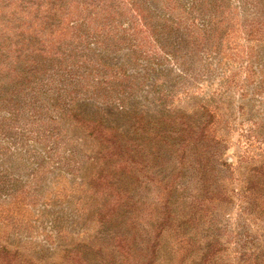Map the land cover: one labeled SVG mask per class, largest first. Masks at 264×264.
Returning <instances> with one entry per match:
<instances>
[{
  "label": "rangeland",
  "instance_id": "obj_1",
  "mask_svg": "<svg viewBox=\"0 0 264 264\" xmlns=\"http://www.w3.org/2000/svg\"><path fill=\"white\" fill-rule=\"evenodd\" d=\"M96 1L0 0V264H71L77 249L123 264L114 235L145 239L164 196L150 176L175 173L176 133L203 107L226 138L220 186L233 196L164 236L159 259L201 264L198 249L221 239L233 249L244 183L264 162V0ZM107 127L138 172L94 189V129ZM116 193L140 201L135 220L102 224L95 209ZM240 224L264 247V218Z\"/></svg>",
  "mask_w": 264,
  "mask_h": 264
},
{
  "label": "trees",
  "instance_id": "obj_2",
  "mask_svg": "<svg viewBox=\"0 0 264 264\" xmlns=\"http://www.w3.org/2000/svg\"><path fill=\"white\" fill-rule=\"evenodd\" d=\"M99 3L104 2L97 0L95 3H88L87 6L92 7ZM102 7L105 12L106 7L104 5ZM204 41L209 43L211 39L204 35ZM203 111L204 113L198 115L199 119H190L186 130L176 133L178 147L174 149L177 158L175 173L168 178L162 177L161 179L156 175L150 176L152 182L160 185L164 196L156 198L153 206L157 214L153 219L154 222L148 227L149 231L145 233V239L138 242L139 238H135L136 236L129 238V233L124 236L114 235L113 248L122 258L121 263L161 264L159 257L163 250L164 236L179 233L187 221L191 224L195 214H201L207 206L216 202L224 203L232 198L233 195L228 196L226 189L220 186V182L223 181L220 167L230 165L219 161L225 148L226 138L218 135L211 128V125L216 123L214 113H209L207 107H203ZM134 118L133 127L138 130L143 124L142 119ZM100 124L94 123L99 127ZM94 132L99 139L103 138L100 144L104 145V148L101 149L99 157L104 161V167L99 171V176L92 180L91 185H94L92 188H113L114 186L122 188L120 173L127 172L134 176L138 172L137 162L129 158L128 151L125 149L127 147L120 141L121 138L116 129L107 127L102 132L96 128ZM128 149L132 151V148L128 147ZM252 172L247 177L244 190L241 192L244 196L238 208L237 228L239 232L234 235L237 238L234 248L229 249L225 245L227 241L223 239L211 241L198 249L193 257L194 261H201V264H207L208 261H217L219 264L218 260L220 264H230V261H235V264H264V247H258L259 245L254 242V237L240 224L242 218L245 219V217L264 218V162ZM186 174L191 183L190 189L182 187V184L181 187L179 185ZM108 178H114L116 184H109ZM174 191L178 193H173ZM104 199L103 204L95 209L97 221L102 224L119 223L126 216V223L135 220V217L131 218V216L138 211L140 204L138 199L125 193L108 195ZM218 204L212 205L210 209H216ZM187 212H193L188 220ZM181 234L184 235V233ZM180 243L181 241L177 242L178 245ZM182 249V246H178L177 252H181ZM82 254L83 251L75 250L74 253L68 255L69 263L111 264L105 259H100L98 263H90Z\"/></svg>",
  "mask_w": 264,
  "mask_h": 264
}]
</instances>
